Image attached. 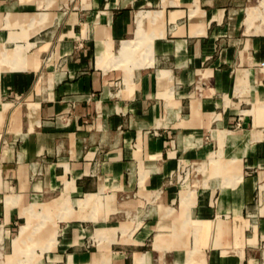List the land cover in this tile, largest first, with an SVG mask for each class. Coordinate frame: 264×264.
Instances as JSON below:
<instances>
[{"label":"crops","instance_id":"0c3cea01","mask_svg":"<svg viewBox=\"0 0 264 264\" xmlns=\"http://www.w3.org/2000/svg\"><path fill=\"white\" fill-rule=\"evenodd\" d=\"M0 264H264V0H0Z\"/></svg>","mask_w":264,"mask_h":264},{"label":"rangeland","instance_id":"374dc122","mask_svg":"<svg viewBox=\"0 0 264 264\" xmlns=\"http://www.w3.org/2000/svg\"><path fill=\"white\" fill-rule=\"evenodd\" d=\"M48 15V14H47ZM55 19H59L60 16L54 17ZM45 17H42L40 19L41 21H44ZM48 22L39 23V26L47 27ZM43 28H40L38 31H41ZM208 141V140H207ZM214 150V149H213ZM225 159V158H224ZM232 160V158L228 159ZM177 169L175 173L170 177L171 183L176 182L181 188H198L200 184L204 183L205 180L207 182L210 181V183L214 184L216 183L219 178L213 176L214 173V166L209 161V157L202 156L199 159H196L195 161L187 162L184 161L182 158H177ZM230 167L233 165L230 164ZM233 179V178H232ZM241 179V176H240ZM192 195L195 197V192H189L184 193V195ZM30 254L28 253V256ZM19 254H17V257ZM13 256L6 255L5 256V262L9 260ZM42 259V257H40Z\"/></svg>","mask_w":264,"mask_h":264},{"label":"bare ground","instance_id":"6f19581e","mask_svg":"<svg viewBox=\"0 0 264 264\" xmlns=\"http://www.w3.org/2000/svg\"><path fill=\"white\" fill-rule=\"evenodd\" d=\"M6 56V55H5Z\"/></svg>","mask_w":264,"mask_h":264}]
</instances>
